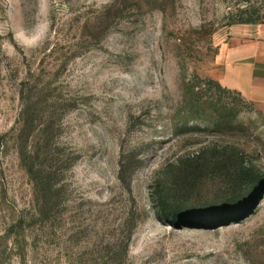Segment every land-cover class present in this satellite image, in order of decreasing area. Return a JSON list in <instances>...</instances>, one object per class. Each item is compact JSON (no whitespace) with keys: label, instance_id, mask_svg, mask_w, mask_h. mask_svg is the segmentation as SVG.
I'll use <instances>...</instances> for the list:
<instances>
[{"label":"rangeland","instance_id":"1","mask_svg":"<svg viewBox=\"0 0 264 264\" xmlns=\"http://www.w3.org/2000/svg\"><path fill=\"white\" fill-rule=\"evenodd\" d=\"M246 19L264 0H0V264H264V91L218 80ZM197 158L204 215L163 209Z\"/></svg>","mask_w":264,"mask_h":264},{"label":"crops","instance_id":"2","mask_svg":"<svg viewBox=\"0 0 264 264\" xmlns=\"http://www.w3.org/2000/svg\"><path fill=\"white\" fill-rule=\"evenodd\" d=\"M235 29L220 48L218 80L245 98L255 97L264 91V25L245 23Z\"/></svg>","mask_w":264,"mask_h":264},{"label":"trees","instance_id":"3","mask_svg":"<svg viewBox=\"0 0 264 264\" xmlns=\"http://www.w3.org/2000/svg\"><path fill=\"white\" fill-rule=\"evenodd\" d=\"M239 23H252L251 20L246 19V20H242L239 21ZM214 158V156H211ZM215 159V158H214ZM202 159H195V160H186L184 162H180L176 167H175V172L172 176L168 178H166L165 180H167L168 187L170 188V191H166V187L167 185L162 186V190L161 192L159 191L160 195H159V205L164 209V208H168L169 206V212H175L178 215H187V216H202L204 214L201 213H192L191 211H186L187 208H180L179 206L184 205L185 201H188V197L184 196L183 194H181L180 189L178 188V185H182L185 186L186 184L183 185V180H181L179 177L181 176H185V174L191 173L195 176H198L201 174V172H209L211 171L209 169L210 164L207 163V159L200 162ZM212 161H214L212 158L210 159ZM196 161H199L200 164H197ZM209 162V161H208ZM215 165V169L212 168L213 170H216L218 172H220L221 174H223L224 177H228L229 178V182L231 183V187H232V191H235L239 185L241 183H243L244 181H246L249 177L247 176V173L245 172V170L241 169V166L239 167H232V171L230 174H227L226 172L229 171V169L227 170L226 167H222L221 166V161H218ZM211 168V167H210ZM178 176V177H177ZM159 184V182H158ZM180 187V186H179ZM182 189V188H181ZM178 208V209H177ZM184 210V211H183ZM174 213V214H175Z\"/></svg>","mask_w":264,"mask_h":264}]
</instances>
